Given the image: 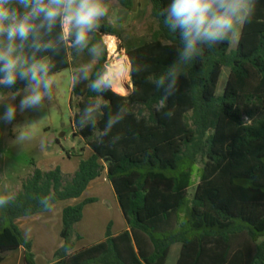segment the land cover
Returning a JSON list of instances; mask_svg holds the SVG:
<instances>
[{
	"label": "trees",
	"instance_id": "trees-1",
	"mask_svg": "<svg viewBox=\"0 0 264 264\" xmlns=\"http://www.w3.org/2000/svg\"><path fill=\"white\" fill-rule=\"evenodd\" d=\"M112 2L129 13L134 9V0ZM147 2L158 29L150 40L120 47L147 68L131 74L133 91L128 96L104 94V114L97 126L103 128L122 104L128 115L101 143L91 126L81 129L77 124L95 94L87 82L72 88V95L81 99L73 125L93 155L81 160L72 175L59 167L37 168L16 200L0 209V264L20 248L26 264H37L33 243L17 221L48 213L40 197L50 192L55 193L54 206L82 198L105 169L128 230L115 236L110 225L103 242L77 250L81 237L76 227L85 206L95 200L68 207L62 217L64 246L54 264H168L175 245H181L177 264H264V0H256L253 16L241 27L237 49L231 51L232 41L205 48L163 107L162 90L157 92L152 79L174 62L180 40L159 15L170 0ZM107 35L120 38L108 19L97 38ZM46 55L56 75L77 71L91 59L87 50ZM225 68L230 75L219 96ZM22 87L18 83L0 95ZM169 111L171 117L166 116ZM116 136L120 138L113 143Z\"/></svg>",
	"mask_w": 264,
	"mask_h": 264
},
{
	"label": "clouds",
	"instance_id": "clouds-1",
	"mask_svg": "<svg viewBox=\"0 0 264 264\" xmlns=\"http://www.w3.org/2000/svg\"><path fill=\"white\" fill-rule=\"evenodd\" d=\"M111 7V0H0V94L23 84L16 91H9L10 95L0 102L3 109L0 123L13 125L18 111L52 110L57 79L53 72L55 64L46 53L59 55L67 49L79 54L87 50L91 59L72 73L71 81L73 87L87 82L95 96L81 111L77 124L81 129L91 126L97 139L103 142L129 112L122 104L115 114L108 116L103 128L98 127L97 122L104 114V94L114 92L117 87L123 91L131 74L147 68L128 57H115L97 68V62L104 60L107 53L105 42L97 37ZM255 8L256 0H170L159 15L164 26L178 35L180 44L174 62L152 79L157 92L162 90L161 107L176 94L181 77H186L188 68L203 57L205 48L233 41ZM166 116L171 117L172 112ZM43 119L14 125L15 139L11 144L20 147L30 141L33 130ZM119 138L113 137L112 142ZM48 143L41 144L42 150ZM54 194L40 197L44 212L54 209ZM15 200L14 192L0 194V209Z\"/></svg>",
	"mask_w": 264,
	"mask_h": 264
},
{
	"label": "rangeland",
	"instance_id": "rangeland-1",
	"mask_svg": "<svg viewBox=\"0 0 264 264\" xmlns=\"http://www.w3.org/2000/svg\"><path fill=\"white\" fill-rule=\"evenodd\" d=\"M138 4L139 8H136V12L129 15L126 22L121 23L118 21L120 8L116 2H112L108 21L120 35V47L138 45L143 41L150 40L158 29L157 22L151 18L147 0H140ZM240 34L241 30L231 43V51L237 49ZM119 57H128L126 51L122 50ZM74 71L67 70L56 75L57 84L53 89L54 95L50 112L47 108L38 111H25L24 113L18 111L13 125L0 123V194L14 192L17 195L37 168L47 171L59 167L65 175L74 174L75 171L72 170L79 162V153L83 155L82 151L87 148L82 138L77 136L78 131L73 125V119L79 113L81 101L80 98L72 95L71 76ZM229 75L230 69L225 68L217 92L219 96L224 94ZM125 84L129 87L125 92L115 90L122 96H128L133 91L131 75ZM9 95L10 93L6 96L0 95V102ZM18 102L19 97L15 103L18 104ZM45 103L47 104V101ZM2 110L0 107V111ZM45 116L46 118H44ZM40 119L43 121L33 130L30 141L20 147L11 144V141L15 139L12 130L14 125H22ZM43 142L50 143L42 150ZM80 149L81 152H79ZM69 153L73 156L68 157ZM195 189L196 187L191 190L189 200L192 199ZM91 199H94L95 203L85 206L83 220L75 230L76 234L81 237V241L77 243V250L88 248L92 244L104 240L110 225H112L111 232L113 234L118 233L121 226L125 225L124 217L116 208L115 194L109 183L108 191H87L81 203ZM26 221L27 219H23L21 225H25L22 231L27 237ZM47 237L52 243L62 239L61 234L54 230ZM180 253L181 245H175L172 248L168 264H177Z\"/></svg>",
	"mask_w": 264,
	"mask_h": 264
},
{
	"label": "crops",
	"instance_id": "crops-1",
	"mask_svg": "<svg viewBox=\"0 0 264 264\" xmlns=\"http://www.w3.org/2000/svg\"><path fill=\"white\" fill-rule=\"evenodd\" d=\"M138 1L140 0H134V9L131 13H129L130 16L136 12L137 7L139 8ZM142 10H144V8H142ZM79 152H81V149L79 150ZM82 152H83V155L79 153V156L81 157H79V162L76 168H73L72 171L76 172L78 170L81 160H87L93 155V152L89 147H87ZM104 165L105 167L107 166L106 162H104ZM47 171H51V170H47ZM108 183L110 184V186H112L108 179V171L107 169H105L102 176L98 178L97 180L93 181L90 184L87 191L89 190H94V191L107 190L108 191ZM86 192L80 199L64 201V202H60L56 204L54 206V209L51 212L33 216L31 218H27V221H26L27 222V237L26 236L25 237L27 238V240L33 243V251L36 256L37 264H54L55 254L59 249H61L64 246V240L61 239L59 242L52 243L48 239L47 235L49 233H52L53 230L61 234L62 228H63V218L62 217H63L64 210L68 207H72V206H76L80 204L82 200L84 199ZM115 204H116V208L119 211V213L121 212L120 214L122 215V217H124L123 212L119 206L118 200L116 198V195H115ZM124 222H125V225L121 226L120 231L114 234L115 236L119 235L123 231L128 230V224L126 222V219ZM21 223H22V220L17 221V225L20 227L21 230H23V227L25 225L22 226ZM104 240H100L99 242L92 244V246L99 244L103 242ZM2 264H26L25 250L23 248H20L16 252L10 254Z\"/></svg>",
	"mask_w": 264,
	"mask_h": 264
},
{
	"label": "built area",
	"instance_id": "built-area-1",
	"mask_svg": "<svg viewBox=\"0 0 264 264\" xmlns=\"http://www.w3.org/2000/svg\"><path fill=\"white\" fill-rule=\"evenodd\" d=\"M111 40L114 41L115 46H116L114 51H112L110 49L109 41H111ZM103 41L105 42V44L107 46V53H108L107 61L111 60V59H113L115 57H119L120 56V52L122 50H120V40H119L118 37L112 36V35H107V36L103 37Z\"/></svg>",
	"mask_w": 264,
	"mask_h": 264
},
{
	"label": "water",
	"instance_id": "water-1",
	"mask_svg": "<svg viewBox=\"0 0 264 264\" xmlns=\"http://www.w3.org/2000/svg\"><path fill=\"white\" fill-rule=\"evenodd\" d=\"M128 16H129V12L128 11L120 10L119 15H118V21L121 22V23H124V22L127 21Z\"/></svg>",
	"mask_w": 264,
	"mask_h": 264
},
{
	"label": "bare ground",
	"instance_id": "bare-ground-1",
	"mask_svg": "<svg viewBox=\"0 0 264 264\" xmlns=\"http://www.w3.org/2000/svg\"><path fill=\"white\" fill-rule=\"evenodd\" d=\"M109 45H110V49H111L112 51H114L115 48H116V46H115V43H114L113 40L109 41ZM126 89H128L127 84H124V90H123V91L125 92ZM116 91L123 92L119 87H117ZM127 91H128V90H127Z\"/></svg>",
	"mask_w": 264,
	"mask_h": 264
}]
</instances>
